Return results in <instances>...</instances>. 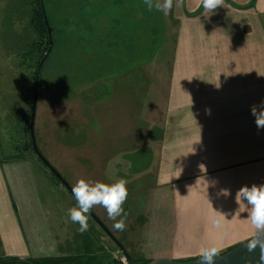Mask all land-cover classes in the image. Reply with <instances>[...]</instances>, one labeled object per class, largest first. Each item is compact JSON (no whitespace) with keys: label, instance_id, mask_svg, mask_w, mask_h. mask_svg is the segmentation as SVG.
I'll use <instances>...</instances> for the list:
<instances>
[{"label":"crops","instance_id":"0c3cea01","mask_svg":"<svg viewBox=\"0 0 264 264\" xmlns=\"http://www.w3.org/2000/svg\"><path fill=\"white\" fill-rule=\"evenodd\" d=\"M150 11L161 25L149 78L137 82L150 99L145 126L123 112V94L94 95L86 111L56 121V155L72 157L42 156L71 189L81 178L127 181L123 231L103 207L91 211L134 264L193 261L212 245L221 255L264 235L235 199L242 186L264 185V129L251 114L264 101V0H223L212 13L174 0L167 15ZM37 163L0 158V258L106 260L103 230L90 215L78 230L67 215L75 198Z\"/></svg>","mask_w":264,"mask_h":264},{"label":"rangeland","instance_id":"374dc122","mask_svg":"<svg viewBox=\"0 0 264 264\" xmlns=\"http://www.w3.org/2000/svg\"><path fill=\"white\" fill-rule=\"evenodd\" d=\"M38 2L0 0V158L18 155L35 160L61 186L32 151L29 133L36 71L48 48L46 37L40 39L31 27ZM41 2L52 43L40 72L34 121L41 155L53 162L72 157L69 153L56 155V121L75 115L77 108L86 111L94 95L123 94V112L141 124L137 126H145L142 124L151 114L150 99L137 82L149 78L145 67L161 25L150 21L148 6L138 5L137 0ZM36 42V47H30ZM41 195L45 197L42 188ZM99 233L102 246L98 254L106 260L99 262L98 255L82 257L85 260L69 257L72 264H122L123 254L101 230ZM5 259L20 263L37 258H0Z\"/></svg>","mask_w":264,"mask_h":264},{"label":"clouds","instance_id":"9594fccd","mask_svg":"<svg viewBox=\"0 0 264 264\" xmlns=\"http://www.w3.org/2000/svg\"><path fill=\"white\" fill-rule=\"evenodd\" d=\"M184 0H175L176 7H180ZM151 10L153 6L163 11L166 15L172 10L174 0H163V3H155L152 0H145ZM205 12L212 13L216 8L222 6L223 0H197ZM251 114L255 117L258 129H264V101L259 105L251 107ZM203 167V166H202ZM127 181L119 179L115 183L106 184L100 181H87L79 179L71 191L76 200V206L67 210L71 222L79 225L81 233L88 230V218L95 206L103 207L109 219L114 221L113 228L123 231L126 227L123 204L125 203L128 190ZM224 195H229L228 190H222ZM236 202L240 205V211L247 207V219L258 232H264V185L253 184L251 187L242 186L236 193ZM246 201V203H245ZM121 217L120 219H117ZM259 245L261 249V261L264 262V241L253 237L248 242L249 250H254ZM221 249L217 245L202 247L199 250L200 264H214V259L219 255Z\"/></svg>","mask_w":264,"mask_h":264},{"label":"water","instance_id":"95a60500","mask_svg":"<svg viewBox=\"0 0 264 264\" xmlns=\"http://www.w3.org/2000/svg\"><path fill=\"white\" fill-rule=\"evenodd\" d=\"M45 23L48 30V37L50 40V47L48 52L44 55L43 59L38 65L36 76H35V83H34V92H33V99H32V107H31V115H30V122H29V133L32 143V150L38 157V159L49 169V171L57 178V180L67 189V191L74 197L71 187L66 183V181L57 173V171L50 165V163L41 155L39 152L34 136V121H35V114H36V103H37V95H38V88H39V77L42 65L51 50L52 43H51V34L50 30L48 29V24L45 19ZM75 198V197H74ZM91 218L98 224V226L103 230V232L107 235V237L114 243V245L120 250L129 264H134L123 248V246L118 242L117 239L107 230V228L102 224V222L97 218V216L91 211L90 214ZM257 239L264 241V235L257 237ZM248 242L240 243L239 245L235 246L234 248L230 249L229 251L217 256L214 259V264H264L261 261V249L259 245L254 250H249ZM150 264H200V259L188 261V262H176L171 260H155Z\"/></svg>","mask_w":264,"mask_h":264},{"label":"trees","instance_id":"16d2710c","mask_svg":"<svg viewBox=\"0 0 264 264\" xmlns=\"http://www.w3.org/2000/svg\"><path fill=\"white\" fill-rule=\"evenodd\" d=\"M38 5L34 8L31 16V27L34 31H36L39 34V38L42 39V37H46V40L48 42V48L46 49V53L49 50L50 42L48 37V30L45 23V14L43 12V6L41 0H38ZM48 29L50 30L49 26ZM51 34V32H50ZM39 43H33L30 47H36ZM45 54V53H44ZM44 56L40 57L39 63L43 59ZM46 60V59H45ZM45 62V61H44ZM44 64V63H43ZM43 66V65H42ZM40 78V77H39ZM33 151V150H32ZM20 158L18 155L13 158ZM51 175L56 178L52 173ZM81 260H85V258L80 257ZM0 264H72L71 258H37V259H31L24 262H17L14 259H5L0 260Z\"/></svg>","mask_w":264,"mask_h":264},{"label":"built area","instance_id":"2783aa9c","mask_svg":"<svg viewBox=\"0 0 264 264\" xmlns=\"http://www.w3.org/2000/svg\"><path fill=\"white\" fill-rule=\"evenodd\" d=\"M122 264H129V262L126 260L125 257H124V259L122 260Z\"/></svg>","mask_w":264,"mask_h":264}]
</instances>
